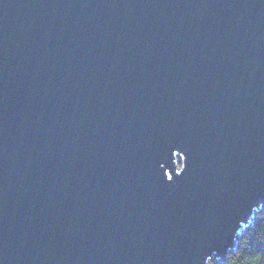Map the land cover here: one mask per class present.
Segmentation results:
<instances>
[{
	"label": "water",
	"instance_id": "1",
	"mask_svg": "<svg viewBox=\"0 0 264 264\" xmlns=\"http://www.w3.org/2000/svg\"><path fill=\"white\" fill-rule=\"evenodd\" d=\"M261 207L264 0H0V264H211Z\"/></svg>",
	"mask_w": 264,
	"mask_h": 264
},
{
	"label": "trees",
	"instance_id": "2",
	"mask_svg": "<svg viewBox=\"0 0 264 264\" xmlns=\"http://www.w3.org/2000/svg\"><path fill=\"white\" fill-rule=\"evenodd\" d=\"M211 264H264V208L255 212L253 221L237 237L236 247L224 260Z\"/></svg>",
	"mask_w": 264,
	"mask_h": 264
},
{
	"label": "rangeland",
	"instance_id": "3",
	"mask_svg": "<svg viewBox=\"0 0 264 264\" xmlns=\"http://www.w3.org/2000/svg\"><path fill=\"white\" fill-rule=\"evenodd\" d=\"M178 164H179V162H178Z\"/></svg>",
	"mask_w": 264,
	"mask_h": 264
}]
</instances>
